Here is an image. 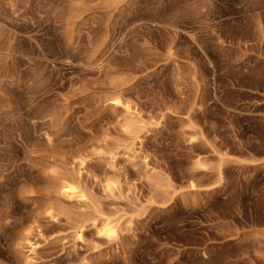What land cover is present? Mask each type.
<instances>
[{
    "label": "rangeland",
    "instance_id": "374dc122",
    "mask_svg": "<svg viewBox=\"0 0 264 264\" xmlns=\"http://www.w3.org/2000/svg\"><path fill=\"white\" fill-rule=\"evenodd\" d=\"M68 260L264 264V0H0V264Z\"/></svg>",
    "mask_w": 264,
    "mask_h": 264
},
{
    "label": "bare ground",
    "instance_id": "6f19581e",
    "mask_svg": "<svg viewBox=\"0 0 264 264\" xmlns=\"http://www.w3.org/2000/svg\"><path fill=\"white\" fill-rule=\"evenodd\" d=\"M109 1L114 2L115 0H109ZM127 111L130 112V109L128 107H127ZM128 114H130V113H128ZM131 116H132V114H131ZM64 178L65 179H63L62 181H60L61 182V185L60 186H61V190H62V193L61 194H63V196H66L67 198H73V197H76V196L83 197L84 194H86V193L82 192L83 190L81 191L79 189V187L76 185V183H74V182H76L75 180L72 181L70 177H68V178L64 177ZM84 197L85 198H83V199H86V195ZM99 223H100V224H98L99 230L101 232L105 233L108 237L111 238V237H114L116 235V233H117V226H116V223L114 222L113 219H110L109 217H103V219H101V221ZM64 264H76V262L75 261L73 262V261H69L68 260Z\"/></svg>",
    "mask_w": 264,
    "mask_h": 264
}]
</instances>
